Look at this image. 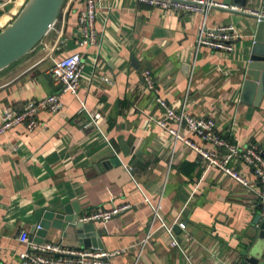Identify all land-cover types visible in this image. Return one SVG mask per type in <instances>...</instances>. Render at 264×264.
<instances>
[{
	"label": "crops",
	"instance_id": "obj_1",
	"mask_svg": "<svg viewBox=\"0 0 264 264\" xmlns=\"http://www.w3.org/2000/svg\"><path fill=\"white\" fill-rule=\"evenodd\" d=\"M27 0L0 10V30ZM98 40L81 45L79 13L86 0H68L56 24L28 54L0 70V114L6 107L59 89L53 68L59 59L83 56L78 92L62 97L60 112L40 111L33 130L20 125L0 136V264H22L21 230L31 235L46 211L76 204L80 217L128 207L97 222L105 250H124L113 264H233L257 238L259 185L252 170L237 165L252 186L218 168L206 169L197 151L178 143L153 121L161 96L195 117H211L219 134L239 146L264 151V96L258 106L242 102L246 66L257 19L234 8L264 10V0H216L206 25L232 24L241 38L230 53L197 47L200 13L165 11L138 0H96ZM149 70L155 90L146 85ZM191 75V77H190ZM103 77L113 79L108 84ZM86 111H82L81 102ZM100 112L97 125L85 126ZM211 148L203 139L191 135ZM161 205V220L153 208ZM177 226L184 252L171 247L161 221ZM45 241L81 248L72 233L51 227ZM88 248V247H86ZM257 255L264 264V243Z\"/></svg>",
	"mask_w": 264,
	"mask_h": 264
},
{
	"label": "built area",
	"instance_id": "obj_2",
	"mask_svg": "<svg viewBox=\"0 0 264 264\" xmlns=\"http://www.w3.org/2000/svg\"><path fill=\"white\" fill-rule=\"evenodd\" d=\"M15 0H0V10ZM68 1V0H67ZM140 3L165 11L200 13L203 15V23L197 37V47L206 46L219 53H230L234 50V42L241 38L240 33L232 24H221L213 27L206 25V17L209 11L217 6H225L216 0H138ZM64 7V6H63ZM98 4L96 0H86V6L79 13L78 23L81 29V45H92L98 40L96 30V14ZM63 9V8H62ZM247 14L253 15L258 22L264 21V10L253 8H234ZM56 24V23H55ZM54 24V25H55ZM53 25V26H54ZM84 68L83 56L80 52H75L62 57L56 61L53 68V77L59 85V89L45 97L31 99L17 109L6 107L0 114V136L16 126L23 125L28 130H33L39 126L37 117L40 111H47L55 114L63 107L62 97L65 93L78 92L82 71ZM146 85L155 90L154 81L149 70L144 73ZM191 77V75H190ZM108 84L113 83V79L103 77ZM158 103L164 108L161 116L153 117V121L166 131L173 139L174 146L182 143L185 146L197 151L202 157L206 169L218 168L224 174L234 179L244 187L252 186L250 180L237 165L242 164L252 170L259 185V200L261 213L264 214V151L255 143L239 146L223 138L217 130V122L211 117H195L186 110V100L180 109L170 106L164 98L157 97ZM82 111H86L85 102H81ZM90 120L85 125H97L102 118L100 112L90 113ZM191 135L203 139L211 145V148L199 144ZM128 206H116L109 210L97 211L91 215L80 217L83 222H106L115 215L124 211ZM161 205L153 208V221L161 220ZM161 227L171 237V247L185 251L180 241L174 235V225L161 221ZM38 224L36 229H40ZM19 240L25 245L20 252L22 264H113L114 257L122 254L124 250L109 251L102 248H72L67 247L62 242L37 241L28 231L21 230ZM186 259L191 264L190 259Z\"/></svg>",
	"mask_w": 264,
	"mask_h": 264
},
{
	"label": "water",
	"instance_id": "obj_3",
	"mask_svg": "<svg viewBox=\"0 0 264 264\" xmlns=\"http://www.w3.org/2000/svg\"><path fill=\"white\" fill-rule=\"evenodd\" d=\"M247 0L240 1L244 5ZM66 0H28L14 20L0 31V70L16 62L33 50L57 22ZM230 2V0H224ZM241 100L258 106L264 96V21L258 22L249 62L245 70ZM82 209L76 204L66 205L62 211H46L40 229L34 238L44 242L51 227L62 230L66 237L72 233L76 242L83 247L103 248L100 241L101 229L96 221L80 220ZM257 225V238L245 253H241L233 264H260L257 255L264 243V214L258 213L254 220ZM34 230L31 236L34 235ZM177 231L178 227L175 226Z\"/></svg>",
	"mask_w": 264,
	"mask_h": 264
},
{
	"label": "rangeland",
	"instance_id": "obj_4",
	"mask_svg": "<svg viewBox=\"0 0 264 264\" xmlns=\"http://www.w3.org/2000/svg\"><path fill=\"white\" fill-rule=\"evenodd\" d=\"M27 1H28V0H27ZM27 1H26V2H27ZM26 2H25V3H26ZM23 7H24V6H23ZM23 7H22V8H23Z\"/></svg>",
	"mask_w": 264,
	"mask_h": 264
},
{
	"label": "trees",
	"instance_id": "obj_5",
	"mask_svg": "<svg viewBox=\"0 0 264 264\" xmlns=\"http://www.w3.org/2000/svg\"><path fill=\"white\" fill-rule=\"evenodd\" d=\"M66 2H67V0H66ZM66 2H65V3H66ZM64 5H65V4H64ZM0 31H1V30H0Z\"/></svg>",
	"mask_w": 264,
	"mask_h": 264
}]
</instances>
